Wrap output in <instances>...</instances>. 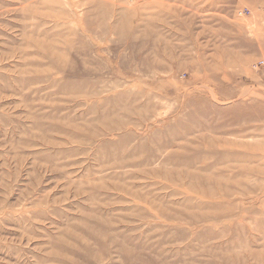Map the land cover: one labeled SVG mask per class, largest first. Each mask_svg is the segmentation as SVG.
Masks as SVG:
<instances>
[{"label":"rangeland","instance_id":"rangeland-1","mask_svg":"<svg viewBox=\"0 0 264 264\" xmlns=\"http://www.w3.org/2000/svg\"><path fill=\"white\" fill-rule=\"evenodd\" d=\"M264 0H0V264H264Z\"/></svg>","mask_w":264,"mask_h":264},{"label":"built area","instance_id":"built-area-1","mask_svg":"<svg viewBox=\"0 0 264 264\" xmlns=\"http://www.w3.org/2000/svg\"><path fill=\"white\" fill-rule=\"evenodd\" d=\"M263 64H264V62H261V63H260V65H263Z\"/></svg>","mask_w":264,"mask_h":264}]
</instances>
